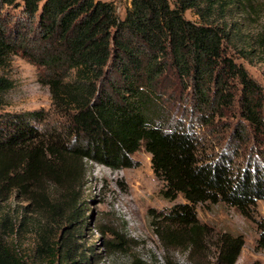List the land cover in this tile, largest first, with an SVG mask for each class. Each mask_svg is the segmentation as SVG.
Instances as JSON below:
<instances>
[{"label":"trees","instance_id":"1","mask_svg":"<svg viewBox=\"0 0 264 264\" xmlns=\"http://www.w3.org/2000/svg\"><path fill=\"white\" fill-rule=\"evenodd\" d=\"M130 3L122 17L112 0H0V264H22L8 239L25 225L11 211L3 212L2 203L44 177L68 188L70 214L54 248L38 231L37 250L59 264H91V256L77 252L81 202L73 186L85 177V159L128 168L142 147L151 154L161 196L171 202L185 199L149 211L164 250L191 251L193 264H236L241 254L243 236L202 222L197 207L224 203L254 219L257 202L264 200V146L245 164L225 150L207 154L191 125L168 122L153 84L171 70L190 79L201 104L213 112L236 99L227 77L237 78L241 114L263 144L264 89L228 56L220 25L185 17L188 10L208 17L213 0ZM32 43H40L46 53L42 62L51 71L46 82L53 113L62 117L52 124L44 110L3 111L14 85L5 70ZM70 71L74 77L66 80ZM257 244L264 247V221Z\"/></svg>","mask_w":264,"mask_h":264},{"label":"rangeland","instance_id":"2","mask_svg":"<svg viewBox=\"0 0 264 264\" xmlns=\"http://www.w3.org/2000/svg\"><path fill=\"white\" fill-rule=\"evenodd\" d=\"M112 1L122 17L131 6L130 0ZM213 4L215 7L207 19L196 10H188L185 17L195 23L204 20L220 25L227 35L228 56L239 66L244 65L253 80L264 89L263 44L260 42L264 38V0H213ZM2 13L6 14L5 11ZM40 48V43H32L28 51L21 50L13 56L5 72L14 85L3 111L44 110L47 121L52 124L62 117L53 113L51 89L46 82L51 71L42 62L46 53ZM30 51L35 56L27 54ZM73 77L74 72L70 71L66 80ZM227 81L230 96L236 94V99L213 112L201 104L192 81L178 77L171 70L155 80L153 86L160 95L158 106L168 122L182 120L191 125L207 154L216 156L225 150L233 154L236 163L245 164L249 158L260 155L263 139L257 137L254 127L241 114L239 80L227 77ZM209 87L210 91L215 88L214 84ZM132 159L133 166L128 168H111L85 159V177L73 186L81 202L80 217L76 222L81 229L76 240L78 255L82 251L87 253L93 258L91 264H193L191 251L179 248L167 253L164 250L149 217L151 209L164 210L174 203L185 202V199L180 196L171 202L161 196L162 183L155 176L151 154L144 147L136 151ZM66 190V186L44 177L39 185L29 186L28 192L15 191L2 203L3 212L11 211L18 223L22 219L25 222L8 239L22 264H59L48 256V252L37 250L38 231L43 230L51 238L52 247L62 238V228L69 223L70 214L66 209ZM197 210L202 222L218 231L243 236L245 244L236 264H264V247L257 244L259 222L264 221V200L257 202L254 219L244 217L236 208L224 203L200 204ZM108 242L113 246L108 248Z\"/></svg>","mask_w":264,"mask_h":264}]
</instances>
